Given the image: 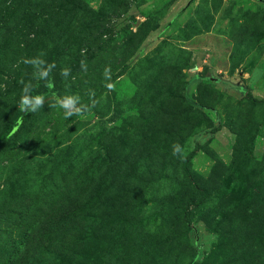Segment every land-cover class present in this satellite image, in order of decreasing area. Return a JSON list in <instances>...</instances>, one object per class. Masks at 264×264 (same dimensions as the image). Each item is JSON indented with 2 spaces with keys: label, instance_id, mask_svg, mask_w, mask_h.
<instances>
[{
  "label": "rangeland",
  "instance_id": "1",
  "mask_svg": "<svg viewBox=\"0 0 264 264\" xmlns=\"http://www.w3.org/2000/svg\"><path fill=\"white\" fill-rule=\"evenodd\" d=\"M230 83L264 98V0H0V264H264Z\"/></svg>",
  "mask_w": 264,
  "mask_h": 264
},
{
  "label": "trees",
  "instance_id": "2",
  "mask_svg": "<svg viewBox=\"0 0 264 264\" xmlns=\"http://www.w3.org/2000/svg\"><path fill=\"white\" fill-rule=\"evenodd\" d=\"M49 78H52V72H49ZM186 83L184 85V95L186 96L185 90L187 87ZM230 85H232L233 88L240 90L243 94L246 95V97L249 98L250 101L254 102V103H260V102H264V98H257L252 96L251 94L247 93L245 91V88H243L242 86L236 85V84H232L230 83ZM55 92V89L53 88L52 85V81L49 80L48 81V85L45 91L39 92V93H33L32 98L33 99H37L40 98V100H45L47 97L51 96L53 93ZM82 112L86 111V108H82L81 109ZM30 113H26L24 117L21 118L22 114H20L14 123L10 124L8 126V128L0 135V147L3 145V143H5V140L7 139V137H9L11 134L14 135L16 133V131L22 126L23 122L28 119Z\"/></svg>",
  "mask_w": 264,
  "mask_h": 264
},
{
  "label": "clouds",
  "instance_id": "3",
  "mask_svg": "<svg viewBox=\"0 0 264 264\" xmlns=\"http://www.w3.org/2000/svg\"><path fill=\"white\" fill-rule=\"evenodd\" d=\"M25 63H28V60H25L24 61ZM105 74L107 75V76H109L110 75V69L109 68H106L105 69ZM108 87H111V85L109 84L108 85ZM40 102V98H37V103H39ZM30 103V101H29V99L27 98V97H23L22 98V103H21V108H22V110L24 111V106H26V105H28ZM63 107L65 108V109H67L68 107H69V104L68 103H65L64 105H63ZM33 111H35V109H32ZM78 113V112H77ZM73 113L72 112H68V111H66L65 112V116L66 117H68V116H70V115H72ZM178 150V146H174V154H175V152Z\"/></svg>",
  "mask_w": 264,
  "mask_h": 264
}]
</instances>
